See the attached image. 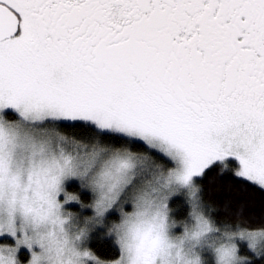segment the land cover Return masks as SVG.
Wrapping results in <instances>:
<instances>
[{"label":"snow or ice","instance_id":"obj_1","mask_svg":"<svg viewBox=\"0 0 264 264\" xmlns=\"http://www.w3.org/2000/svg\"><path fill=\"white\" fill-rule=\"evenodd\" d=\"M264 0H0V264H264Z\"/></svg>","mask_w":264,"mask_h":264},{"label":"trees","instance_id":"obj_2","mask_svg":"<svg viewBox=\"0 0 264 264\" xmlns=\"http://www.w3.org/2000/svg\"><path fill=\"white\" fill-rule=\"evenodd\" d=\"M201 183L205 199L224 210H241L253 218L264 214V194L253 190L231 177H220L210 171Z\"/></svg>","mask_w":264,"mask_h":264}]
</instances>
